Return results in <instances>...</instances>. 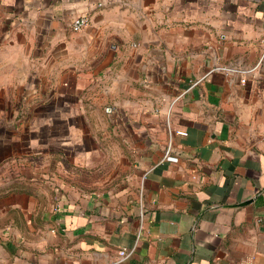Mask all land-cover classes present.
I'll return each instance as SVG.
<instances>
[{"label":"crops","instance_id":"0c3cea01","mask_svg":"<svg viewBox=\"0 0 264 264\" xmlns=\"http://www.w3.org/2000/svg\"><path fill=\"white\" fill-rule=\"evenodd\" d=\"M0 264H264V0H0Z\"/></svg>","mask_w":264,"mask_h":264},{"label":"built area","instance_id":"2783aa9c","mask_svg":"<svg viewBox=\"0 0 264 264\" xmlns=\"http://www.w3.org/2000/svg\"><path fill=\"white\" fill-rule=\"evenodd\" d=\"M89 22V17L88 15H78L76 16L72 22H71V27L73 30H79L81 28H83L85 25H87ZM219 68H223V69H227V70H234V71H250L252 69H243V68H239V67H232V66H226V65H222L219 66ZM170 158H176L175 156H169ZM127 252L125 250H121V254L125 255Z\"/></svg>","mask_w":264,"mask_h":264}]
</instances>
